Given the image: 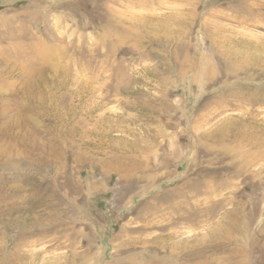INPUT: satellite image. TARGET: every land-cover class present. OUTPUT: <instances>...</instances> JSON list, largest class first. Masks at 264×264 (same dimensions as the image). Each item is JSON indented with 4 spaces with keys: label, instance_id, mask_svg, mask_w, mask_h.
I'll list each match as a JSON object with an SVG mask.
<instances>
[{
    "label": "rangeland",
    "instance_id": "374dc122",
    "mask_svg": "<svg viewBox=\"0 0 264 264\" xmlns=\"http://www.w3.org/2000/svg\"><path fill=\"white\" fill-rule=\"evenodd\" d=\"M1 107L0 264H264V0H0Z\"/></svg>",
    "mask_w": 264,
    "mask_h": 264
},
{
    "label": "bare ground",
    "instance_id": "6f19581e",
    "mask_svg": "<svg viewBox=\"0 0 264 264\" xmlns=\"http://www.w3.org/2000/svg\"><path fill=\"white\" fill-rule=\"evenodd\" d=\"M58 2V1H57ZM47 50V49H46ZM37 54V53H36ZM46 60V59H45ZM7 63V62H6ZM16 68V67H15ZM47 71V70H46ZM18 75V74H17ZM42 78V77H41ZM43 79V78H42ZM11 80V79H10ZM40 84V83H39ZM6 86V85H5ZM13 97V96H12ZM18 98V97H17ZM14 99V98H13ZM24 101V100H23ZM0 109H2V107L0 108ZM4 110V109H3ZM2 115V114H1ZM0 115V116H1ZM4 115V114H3ZM4 116H6V114L4 115ZM8 120V119H7ZM6 121V120H5ZM2 127V126H1ZM15 132V131H14ZM8 133V132H7ZM5 134V133H4ZM9 135V134H8ZM4 138V137H3ZM15 148V147H14Z\"/></svg>",
    "mask_w": 264,
    "mask_h": 264
}]
</instances>
